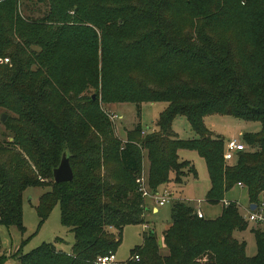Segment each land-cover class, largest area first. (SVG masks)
Instances as JSON below:
<instances>
[{
  "label": "trees",
  "instance_id": "16d2710c",
  "mask_svg": "<svg viewBox=\"0 0 264 264\" xmlns=\"http://www.w3.org/2000/svg\"><path fill=\"white\" fill-rule=\"evenodd\" d=\"M37 1L48 12L32 21L19 16V0H0V57L11 61L0 64V110L9 116L1 124L0 228L25 233V192L50 187L39 200L38 216L44 222L60 204L62 223L74 233L75 244L71 253L55 244L29 254L19 251L20 264H95L99 257L116 255L124 228L146 224V198L137 184L142 151L153 194L171 187L175 196L172 183L183 185L189 174L196 176L194 165L179 156L188 149L206 161L209 203L224 202L242 184L250 204L264 207V0ZM75 60L92 61L80 85L94 92L78 107L71 103L78 86L66 84L70 74L60 80L55 68ZM101 100L167 107L154 129L143 135L138 124L123 141L111 129ZM82 109L86 112L70 139L69 120ZM212 115L263 127L260 134L245 136L242 142L250 149L236 154L235 165L225 161L224 140L206 124ZM177 116L189 120L196 139L178 138ZM93 126L98 134L91 132ZM64 151L74 180L55 184L53 170ZM172 206V225L163 234L166 253L157 235L145 231L144 244L123 264H264V223L253 230L258 253L249 258L246 244L234 236L249 224L236 203L214 220L199 218L186 200Z\"/></svg>",
  "mask_w": 264,
  "mask_h": 264
},
{
  "label": "rangeland",
  "instance_id": "374dc122",
  "mask_svg": "<svg viewBox=\"0 0 264 264\" xmlns=\"http://www.w3.org/2000/svg\"><path fill=\"white\" fill-rule=\"evenodd\" d=\"M20 9L19 16L22 18H30L32 21H39L48 12L47 7H43V3L35 0H19ZM26 8V10H25ZM21 14V15H20ZM75 13L72 12V15ZM24 19V18H23ZM100 37L101 32L99 30L93 29ZM34 50L40 51L39 47H33ZM77 56V55H76ZM0 57V64L8 65L11 63L10 59ZM91 60H85L84 62L72 61V64H67L60 61L56 68V75L60 80L63 79L64 73H67L68 83L73 84L77 87L74 92L77 95L76 101H71L73 106H80L81 99L90 93V91H83L84 80L88 77L86 73L91 67ZM55 74L50 73L49 76L53 84H58V79ZM90 94H94L91 92ZM73 96H75L73 94ZM96 98V94L94 95ZM102 110L105 115L110 119L111 129L115 132L116 136L123 141L127 138V132L133 130L138 124H140L145 133L151 131L155 128V124L158 121L161 113L166 109V103H144L138 106L133 103H122V104H102L100 101ZM4 111L0 110L1 115ZM85 109L79 111L78 116L70 118V135L69 138L72 139L75 135L74 130L79 129V120L85 114ZM112 114L118 116L117 119L112 118ZM0 121V141L4 139L3 133L5 128L2 127ZM65 125V121L62 122ZM206 124L209 129L213 132L214 137H220L224 140L226 144L225 156L228 153V143L231 140L245 141V136H256L261 133L263 127L260 122L256 121H244L240 120L234 116L226 115H212L206 118ZM72 126V127H71ZM92 133H99L97 127H92ZM173 131L178 136V138L189 141L197 138L196 134L192 131L189 120L185 116H177L173 122ZM11 141V139H10ZM247 149L250 146L245 145ZM143 152V169L141 174L137 177V184L142 178H146L148 181V161L147 156ZM179 156L183 161H190L196 171V176L189 174L185 179L183 185H177L172 183V187L176 189L177 195L175 196V201L181 200L185 201L192 206L195 210H200L205 215L206 219L214 220L219 218L222 214L220 211L224 208L223 202L219 204L209 203L206 198L211 188V180L208 172L206 161L203 157L199 155L197 151L183 149L179 151ZM230 159L225 161L229 165H235L238 162V155L236 153L230 154ZM50 187H39L32 188L25 192L24 203H23V223L26 229L25 233L20 232L16 227H11L10 229L6 227L0 228V261L7 260L4 264H20L16 255L21 251L22 254H29L40 248L44 244H55L58 250L71 253L72 248L75 244V235L62 223V208L60 204L52 210L50 215L41 222L37 208L39 206V200L41 196L49 191ZM227 201H232L238 205L241 213L247 218L248 227L243 231H236L235 238L240 242L246 244V255L249 258H254L257 256L258 248L257 242L253 230L257 229L261 222L251 221L249 217L251 214H257L264 216V208L259 210H251V204L249 201V196L246 188L239 187L236 185L231 191L226 195ZM153 200V199H152ZM154 201V200H153ZM151 198L145 200V214H142L145 218V225L149 229L145 228V225L141 224H129L124 228L122 243L117 250L116 260L119 264L126 263L131 257L132 251L139 246L144 244L143 233L154 232L157 235L158 243L163 253H166V246L164 243V230L167 228L170 222H172V205L174 202L169 203L164 208H160L161 211L158 213L152 211V209L147 210L148 204H150ZM150 207V205H149ZM246 221V222H247ZM15 256V257H14Z\"/></svg>",
  "mask_w": 264,
  "mask_h": 264
},
{
  "label": "built area",
  "instance_id": "2783aa9c",
  "mask_svg": "<svg viewBox=\"0 0 264 264\" xmlns=\"http://www.w3.org/2000/svg\"><path fill=\"white\" fill-rule=\"evenodd\" d=\"M9 60L7 59V62ZM113 119H117L118 116L115 114L111 115ZM247 148L245 146V144L242 141H238V140H231L228 143V153L225 156V160L226 159H230V154L231 153H238L241 151H245ZM147 180L146 178H142L141 180H139V185H140V192L142 193L144 198H151L153 199L160 207H164L169 203H172L175 201V197L174 194L168 190H162L161 192H159L158 194H153L149 191L148 189V185H147ZM240 187H243L242 184H239ZM231 202H226L224 201L223 204L225 206H229ZM260 208H264L263 206L257 207L256 210H259ZM198 217L199 218H204V214L202 213V211L198 210L197 211ZM247 220V218H245ZM249 220L251 221H259L261 223H264V216L262 215H257V214H251L249 217ZM145 228L148 229L149 227L147 225H145ZM136 261L140 260V257L138 255L134 256L133 258ZM95 264H119L116 260V255L115 254H110L108 256H102L99 257L96 261Z\"/></svg>",
  "mask_w": 264,
  "mask_h": 264
},
{
  "label": "water",
  "instance_id": "95a60500",
  "mask_svg": "<svg viewBox=\"0 0 264 264\" xmlns=\"http://www.w3.org/2000/svg\"><path fill=\"white\" fill-rule=\"evenodd\" d=\"M95 98V97H94ZM9 116L7 114H2L0 121L5 124ZM13 140V139H11ZM74 180V172L70 163V155L67 151H64L61 156V162L57 168L53 170V181L55 184L70 183ZM257 205H252L251 210L255 211Z\"/></svg>",
  "mask_w": 264,
  "mask_h": 264
},
{
  "label": "crops",
  "instance_id": "0c3cea01",
  "mask_svg": "<svg viewBox=\"0 0 264 264\" xmlns=\"http://www.w3.org/2000/svg\"><path fill=\"white\" fill-rule=\"evenodd\" d=\"M240 187V186H239ZM168 189V190H170V191H172V193L174 192L173 190L174 189H172L171 187H163V188H161V190L160 191H162V190H165V189ZM176 196V195H175ZM174 196V197H175ZM225 201L226 202H232V201H227V199L225 198ZM149 205H150V207H149ZM147 206V210H149V209H152V211H155V212H159V211H161L160 210V208H164V207H166V206H164V207H160L155 201H153L152 199H151V202H150V204H148V205H146ZM252 206V205H251ZM173 207V206H172ZM224 207H225V205H224ZM199 210H200V208H198ZM224 209V208H223ZM223 209L220 211V213L222 214V212H223ZM201 211V210H200ZM203 213V212H202ZM243 215V214H242ZM205 216V215H204ZM244 216V215H243ZM206 218V217H205ZM244 218H246L245 216H244ZM171 225H172V222H170L169 223V225L167 226V228L164 230V232L166 231V230H168L170 227H171Z\"/></svg>",
  "mask_w": 264,
  "mask_h": 264
}]
</instances>
